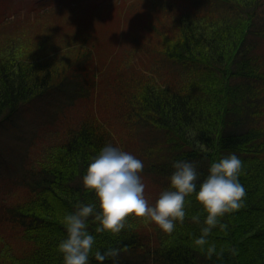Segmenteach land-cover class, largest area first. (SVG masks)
Instances as JSON below:
<instances>
[{
    "label": "trees",
    "instance_id": "trees-1",
    "mask_svg": "<svg viewBox=\"0 0 264 264\" xmlns=\"http://www.w3.org/2000/svg\"><path fill=\"white\" fill-rule=\"evenodd\" d=\"M64 1L86 2L58 0L48 7ZM207 1L213 3L181 0L178 30L183 41L176 53L170 49L161 58L152 57L156 61L148 68L143 64V73L131 64L114 74L119 94L114 121L131 134L133 145L120 148L115 130L98 120L93 110L77 119L68 117L62 132L48 128L44 135L48 144L39 148L24 138L27 125L12 135L0 133L4 135L0 137V264H63L57 251L66 235L63 217L80 204L98 203L95 193L84 188L82 177L91 159L107 145L143 161L142 181L146 188H155L151 195L145 190L149 203L169 189L174 161L195 164L199 187L210 164L229 154L242 161L239 182L246 195L239 209L220 218L227 228H215L208 237L218 252L223 250L221 256L208 259L193 243L206 215L193 195L187 198L184 222L177 223L171 234L134 214L125 218L120 233H97L89 218L88 231L95 236L90 264H99L95 252L108 248L119 249V255L103 264H264V48L240 43L232 64L226 61L227 49L236 46L235 25L249 20L245 27L249 34L262 14L260 0ZM20 42L19 35L0 41V132L5 122L13 123L20 110L43 93H67L71 85L77 86L75 93L84 89L79 78L52 84L48 62L63 52L62 47L71 53L88 46V40L78 38L74 44L47 45L38 51L22 49ZM84 54L80 49V61L91 56ZM67 64L55 67L56 80ZM11 155L13 161L6 159ZM193 216H199L200 223Z\"/></svg>",
    "mask_w": 264,
    "mask_h": 264
},
{
    "label": "rangeland",
    "instance_id": "rangeland-1",
    "mask_svg": "<svg viewBox=\"0 0 264 264\" xmlns=\"http://www.w3.org/2000/svg\"><path fill=\"white\" fill-rule=\"evenodd\" d=\"M55 1L58 0H0V41L11 35H19L22 49L29 47L38 51L47 45L57 48L67 43L74 44L78 38L88 40V46L78 47L71 53H66V48L62 47L63 52L48 62L52 84L61 80L77 82L79 78L84 89L75 93L72 90L77 86L71 85L72 90L67 93L60 94L54 90L43 93L25 105L13 123L5 122L0 133L12 135L27 125L30 129L24 138H31V141L34 140L32 144L39 148L48 144L44 137L48 128L56 127L62 132L63 122H68V117L77 119L93 110L98 120L115 130L120 148L125 144L133 145L131 134H126L121 124L114 121L115 103L119 97L114 87V74L121 67H130L131 64L143 73L146 71L143 64L148 68L156 61L152 57L161 58V53L172 51L170 49L176 53L183 41L182 33L178 30V20L182 19L181 0H86L77 5L64 1L55 8H49L48 4ZM200 1L204 5L213 3ZM254 1L248 0L250 3ZM163 6L171 11H162ZM258 7L259 14H262L254 20L253 30L250 29L249 34L245 33L249 20H241V24L235 25L233 36L236 46L227 49V52L230 51V58L226 59L229 60L228 65L236 58L240 43L254 42L264 48L261 37L264 31V0H260ZM79 48H83V57L88 54L92 57L80 61ZM133 49L132 53L124 54ZM68 62L70 65L67 64L64 73L56 80L58 72H55V67ZM204 85L200 84L201 87ZM8 157L6 159L13 161V155ZM144 184L148 187L146 181ZM148 192L149 195L155 194V188L150 186Z\"/></svg>",
    "mask_w": 264,
    "mask_h": 264
},
{
    "label": "clouds",
    "instance_id": "clouds-1",
    "mask_svg": "<svg viewBox=\"0 0 264 264\" xmlns=\"http://www.w3.org/2000/svg\"><path fill=\"white\" fill-rule=\"evenodd\" d=\"M172 168L169 189L162 191L155 203H149L145 197L146 185L140 175L143 161L118 147H103L91 159L82 177L84 188L95 193L98 203L80 204L74 212L63 217L66 235L57 245L63 264H90L89 255L95 236L88 231L89 218L96 223L97 233H120L125 227V218L134 214L171 234L177 223L184 222L187 198L193 195L206 213L201 234L194 238L193 243L208 259L213 255H223V250L218 252L216 245L209 243L208 237L215 228L225 230L227 225L221 223L220 218L242 205L246 195L239 182L242 161L237 155L229 154L211 163L208 175L199 187L194 163L177 160ZM192 219L200 223L199 216ZM118 255L119 249L108 248L103 252L96 251L94 259L103 264L110 258L115 261Z\"/></svg>",
    "mask_w": 264,
    "mask_h": 264
}]
</instances>
